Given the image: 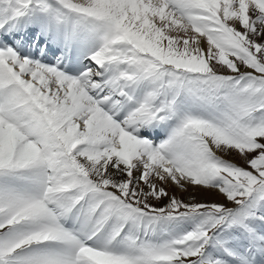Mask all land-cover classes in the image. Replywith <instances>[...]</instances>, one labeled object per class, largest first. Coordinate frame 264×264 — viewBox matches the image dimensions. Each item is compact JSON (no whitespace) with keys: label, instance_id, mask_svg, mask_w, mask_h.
Returning a JSON list of instances; mask_svg holds the SVG:
<instances>
[{"label":"snow or ice","instance_id":"1","mask_svg":"<svg viewBox=\"0 0 264 264\" xmlns=\"http://www.w3.org/2000/svg\"><path fill=\"white\" fill-rule=\"evenodd\" d=\"M0 264H264V0H0Z\"/></svg>","mask_w":264,"mask_h":264},{"label":"rangeland","instance_id":"2","mask_svg":"<svg viewBox=\"0 0 264 264\" xmlns=\"http://www.w3.org/2000/svg\"><path fill=\"white\" fill-rule=\"evenodd\" d=\"M234 159H236V162L238 163V164H242V161H240L239 160V158H236V157H233ZM178 191V190H177ZM181 195H182V193H180ZM184 195V194H183Z\"/></svg>","mask_w":264,"mask_h":264},{"label":"bare ground","instance_id":"3","mask_svg":"<svg viewBox=\"0 0 264 264\" xmlns=\"http://www.w3.org/2000/svg\"><path fill=\"white\" fill-rule=\"evenodd\" d=\"M177 194H178V195H181L180 192H179V190L177 191ZM182 195H183V194H182Z\"/></svg>","mask_w":264,"mask_h":264}]
</instances>
